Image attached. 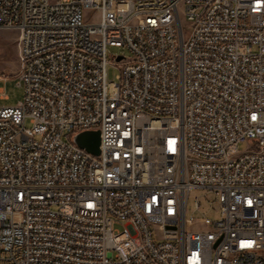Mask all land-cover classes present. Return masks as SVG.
<instances>
[{"label":"built area","instance_id":"1","mask_svg":"<svg viewBox=\"0 0 264 264\" xmlns=\"http://www.w3.org/2000/svg\"><path fill=\"white\" fill-rule=\"evenodd\" d=\"M0 28V264H264V0H0Z\"/></svg>","mask_w":264,"mask_h":264},{"label":"rangeland","instance_id":"2","mask_svg":"<svg viewBox=\"0 0 264 264\" xmlns=\"http://www.w3.org/2000/svg\"><path fill=\"white\" fill-rule=\"evenodd\" d=\"M87 16H94L96 12L91 9L85 11ZM123 54L130 57V52L125 47L108 46L107 56L111 58L113 54ZM21 58L18 44V31L15 29L0 28V106H13L23 99V87L16 83L17 74L20 69ZM118 70L109 66L107 69L108 80H115ZM29 118L25 119V127H31ZM246 142L238 145L239 151L247 148ZM198 200L200 206L195 207L194 203ZM219 203L215 195L206 189L194 188L187 198V215H192L195 221H200L204 217L217 219L219 216Z\"/></svg>","mask_w":264,"mask_h":264},{"label":"water","instance_id":"3","mask_svg":"<svg viewBox=\"0 0 264 264\" xmlns=\"http://www.w3.org/2000/svg\"><path fill=\"white\" fill-rule=\"evenodd\" d=\"M74 142L80 147L85 148L87 151L98 154L99 153V131L87 130L77 133L74 138Z\"/></svg>","mask_w":264,"mask_h":264}]
</instances>
